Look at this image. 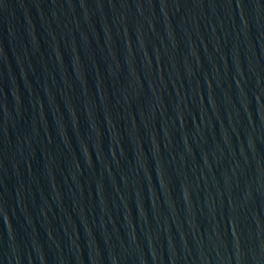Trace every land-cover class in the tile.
<instances>
[{
	"label": "water",
	"instance_id": "95a60500",
	"mask_svg": "<svg viewBox=\"0 0 264 264\" xmlns=\"http://www.w3.org/2000/svg\"><path fill=\"white\" fill-rule=\"evenodd\" d=\"M0 264H264V0H0Z\"/></svg>",
	"mask_w": 264,
	"mask_h": 264
}]
</instances>
